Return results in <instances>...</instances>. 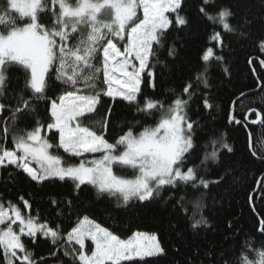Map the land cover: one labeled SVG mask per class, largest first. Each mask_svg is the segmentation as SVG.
<instances>
[{"label": "snow or ice", "instance_id": "6c2138e0", "mask_svg": "<svg viewBox=\"0 0 264 264\" xmlns=\"http://www.w3.org/2000/svg\"><path fill=\"white\" fill-rule=\"evenodd\" d=\"M187 9L188 0H5L0 7V26L4 29L0 31V98L8 99L4 92L13 71L23 74L25 87L13 97L14 105L0 102V113H11L13 127L31 116L41 115L43 120L14 136V148L0 141V167L14 166L37 182L70 180L77 191L74 199L83 191L81 186L92 185L98 194H119L125 203L133 198L154 201L166 189L195 192L224 182L227 175L219 172L214 180L207 179L209 161H217V152L200 154L198 141L203 128L186 111L195 95L193 85H182V93L167 108L165 100L145 97L142 88L149 84L156 87L155 69L161 63L158 53L170 37L169 30L191 29L193 21L184 14ZM141 11L142 15L138 14ZM197 15L228 32L238 30L229 22L234 13L228 8L216 10L214 0H201ZM248 23L245 21V26ZM212 39L221 40L220 34ZM259 46L264 49V40ZM214 47L202 55L207 63L197 77L205 89L211 86L212 63L224 61L223 55L214 53ZM174 53L173 46L168 54ZM53 78L60 82L55 90L49 84ZM105 96L135 105L136 112L145 118L157 113L160 118L155 126L138 132L135 129L140 121L136 120L110 143L104 132L108 131L111 109L100 111ZM38 101L45 105L43 113ZM204 106L213 107L207 99ZM93 116L100 117L103 131L99 134L89 123ZM45 129L51 132L50 138L42 135ZM3 131L6 133L7 128ZM223 147L229 148L227 144ZM54 149H62L71 157L101 155L64 164L60 155L53 154ZM114 166L132 169L133 177L117 174ZM66 204L71 207L73 200ZM200 224H207V220L201 217L192 228ZM259 230L264 233V220ZM37 232L50 236L54 243H64L58 231L31 216L23 217L16 207L9 211L0 204V255L6 264H38L22 242V236L34 237ZM88 240L94 245L90 254L85 251ZM67 244L64 255L71 256L72 264H122L165 253L156 235L136 232L121 239L88 215L78 219L67 235ZM258 255L254 262L243 254L242 264H264V250Z\"/></svg>", "mask_w": 264, "mask_h": 264}, {"label": "trees", "instance_id": "16d2710c", "mask_svg": "<svg viewBox=\"0 0 264 264\" xmlns=\"http://www.w3.org/2000/svg\"><path fill=\"white\" fill-rule=\"evenodd\" d=\"M214 2L216 10L228 8L234 13L229 22L238 30L228 32L221 25L197 15L201 0H188L184 14L193 21L191 29L169 30L170 37L158 53L161 63L155 69L156 87L149 84L142 88L145 97L165 100L167 108L182 93V85H193L195 95L186 111L192 119L199 120L203 128L198 141L200 154L217 152V161H209L207 179L214 180L216 172L226 174L227 179L219 185L210 184L209 189L195 192L166 189L154 201L131 199L125 203L117 196L98 194L92 185L81 186L83 191H79L78 199H74L77 191L70 180L57 178L37 182L14 166L0 167V204H17L24 210L27 205L32 217L63 237L64 243H54L52 238L39 234L22 237L38 264H72L71 256L64 255L68 248L65 236L84 215L123 239L136 232L155 234L165 248V253L159 256L122 264H242L245 253L254 262L259 260L258 252L264 250V233L259 230L260 222L264 220V49L259 46L264 40V0ZM4 4L5 0H0V7ZM44 19L47 21L48 16L44 15ZM245 21L249 22L247 26ZM3 30L0 26V31ZM216 33L220 34L222 45L221 40L212 39ZM213 45L214 53L223 55L224 61L212 63L211 86L205 89L197 82V77L207 63L202 60V55ZM173 46L175 53L170 56L168 52ZM10 76L11 81L4 92L8 99L0 98V102L14 105L13 97H18L24 89L25 78L16 71ZM49 84L53 90L60 86L54 78ZM183 98H187L186 93ZM204 99L213 107L206 108ZM36 103L43 113L44 103ZM102 103L101 112L111 109L108 131L104 132L110 143L136 120L140 121L135 129L138 132L143 127L155 126L160 118L159 113L145 118L136 112L135 105L129 106L119 98L113 100L105 96ZM10 116L9 111L0 113V141L12 148L14 136L31 130L37 120H43L41 115L31 116L16 122L13 127ZM98 121L100 117L93 116L89 123L99 134L103 129ZM4 128H7L6 133ZM45 132L46 129L42 131L43 135ZM46 136L50 138L51 132ZM212 140L217 143L212 144ZM224 144L231 151L223 147ZM52 152L60 155L64 162L78 160L62 149ZM114 170L126 176L133 174L130 168L114 167ZM68 200H73L71 207L66 204ZM201 217L207 224L193 229L192 224ZM72 246L79 247L74 242ZM89 249L87 243L86 251ZM0 264H6L2 255Z\"/></svg>", "mask_w": 264, "mask_h": 264}, {"label": "rangeland", "instance_id": "374dc122", "mask_svg": "<svg viewBox=\"0 0 264 264\" xmlns=\"http://www.w3.org/2000/svg\"><path fill=\"white\" fill-rule=\"evenodd\" d=\"M138 14H140V15H142V11L140 12V13H138ZM49 134V131L48 130H46V132H45V135L44 136H46V135H48ZM42 135H43V133H42ZM47 137V136H46ZM67 154V153H66ZM67 155H69V154H67ZM101 154L100 153H94V154H88V153H86V154H84V157H77L78 158V160L77 161H75V162H70V163H68V161L67 162H64V160L62 159V161H63V163L64 164H78L82 159H88V160H90V159H92V158H98L99 156H100ZM114 167H117V166H114ZM131 171H132V173H133V170L131 169ZM114 172H115V170H114ZM119 175H122V174H119ZM122 176H125L126 178H132L133 177V174H132V176H126V175H122ZM115 196H117V197H119V198H121L122 200H123V198L121 197V196H119V194H117V195H115ZM133 199H135V198H133ZM10 207H16V208H18L19 210H20V212H21V215L23 216V217H25V218H27V217H29V216H31L30 215V213H29V210H28V206L26 205V210H24L22 207H20L19 205H17V204H8V205H6L5 206V209L6 210H9L10 211ZM10 214H11V212H10ZM32 217V216H31ZM34 218V217H33ZM38 222V221H37ZM39 223V222H38ZM41 224H43V223H41ZM15 227V226H14ZM48 228H50L49 226H47ZM53 230V229H52ZM71 232V231H70ZM69 232V233H70ZM143 233H145V232H143ZM41 235V236H43V237H50V236H45L42 232H37L36 233V235ZM146 234H148V235H155V234H152V233H146ZM68 235V234H67ZM67 235L65 236V238H66V240H67ZM133 235V234H132ZM131 235V236H132ZM130 236V237H131ZM23 237V236H22ZM51 238V237H50ZM129 238V237H128ZM121 239H123V238H121ZM125 239V238H124ZM127 239V238H126ZM87 243H89L90 244V249L91 250H94V245L92 244V242L90 241V240H88V241H86V246H87ZM90 249L88 250V251H86V248H85V251L86 252H89V254H90Z\"/></svg>", "mask_w": 264, "mask_h": 264}]
</instances>
